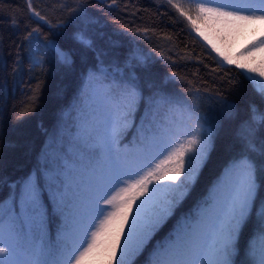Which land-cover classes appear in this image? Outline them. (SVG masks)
Returning a JSON list of instances; mask_svg holds the SVG:
<instances>
[{"label":"snow or ice","instance_id":"6c2138e0","mask_svg":"<svg viewBox=\"0 0 264 264\" xmlns=\"http://www.w3.org/2000/svg\"><path fill=\"white\" fill-rule=\"evenodd\" d=\"M26 2L30 15L50 30L67 27ZM168 3L222 57V66L241 69L264 101V0H194L195 16L178 2ZM71 13L81 26L72 39L95 50L87 28L94 21L83 0ZM206 26L250 27L260 38L235 58L217 46ZM60 35L50 37L40 27L27 32L34 66L49 57L73 62L58 43ZM104 56L97 53L75 116L68 113L53 133L42 162L15 179L0 171V193L7 189L0 199V264H135L146 251V264H264V110L253 105L249 117L236 123L233 154L207 195L178 214L224 120H236L235 105L217 93L223 118L213 119L201 110L199 89L190 92V101L170 93L141 53L130 52L123 65ZM27 115L25 109L16 118ZM129 131L132 139L125 142Z\"/></svg>","mask_w":264,"mask_h":264},{"label":"trees","instance_id":"16d2710c","mask_svg":"<svg viewBox=\"0 0 264 264\" xmlns=\"http://www.w3.org/2000/svg\"><path fill=\"white\" fill-rule=\"evenodd\" d=\"M173 2L191 9L195 16L194 0ZM83 3L94 21L87 28L95 50L84 48L72 39L73 33L81 27L73 20L76 13L70 15L76 0H32L36 11L54 24L67 22L62 30H50L43 21L38 22L30 15L26 0H0V171L15 179L42 162L53 133L58 131L68 113L75 116L73 107L88 72L97 64L98 52L106 53L102 59L123 65L128 54L137 51L148 59L153 78L163 81L170 93L190 101V92L199 89L201 110L213 119L223 118L217 93L235 105L238 112L235 121L224 120L208 160L178 214L194 209L233 154L236 123L249 117L253 105L264 110V101L238 67L222 66L221 58L196 36L168 0H116L115 4L112 0H83ZM35 27H40L50 37L62 32L58 43L72 53L73 62L66 65L49 57L42 67L34 66L29 60L25 37ZM172 73H176L177 78H172ZM25 109L28 115L17 120ZM132 135L129 131L125 142L131 140ZM6 195L7 189L0 193V199ZM260 196L264 198V190ZM56 225L57 220L53 218V233ZM169 227L157 238L166 235ZM251 229L250 223L242 234V246ZM146 260L147 251L135 264H146Z\"/></svg>","mask_w":264,"mask_h":264},{"label":"rangeland","instance_id":"374dc122","mask_svg":"<svg viewBox=\"0 0 264 264\" xmlns=\"http://www.w3.org/2000/svg\"><path fill=\"white\" fill-rule=\"evenodd\" d=\"M205 31L208 32L209 35L213 36L217 46L220 47L221 50L227 52L228 54L232 55L235 58H240V53L245 52L247 48L251 46V42L258 41L260 38L259 31L253 33L250 27H244V26H241L236 29H226V30L217 29L215 26H211V27L206 26ZM218 33L220 35H218ZM195 34L198 36L199 39H201L198 33L195 32ZM203 42L207 45L205 41ZM207 46L210 49H212L210 45ZM216 54L218 55V53ZM220 58L222 61V57ZM224 64L229 65L226 62H224ZM99 264H103V262H99Z\"/></svg>","mask_w":264,"mask_h":264},{"label":"bare ground","instance_id":"6f19581e","mask_svg":"<svg viewBox=\"0 0 264 264\" xmlns=\"http://www.w3.org/2000/svg\"><path fill=\"white\" fill-rule=\"evenodd\" d=\"M200 37V36H199ZM201 39L203 40V38L201 37ZM204 41V40H203ZM206 42V41H205ZM207 43V42H206Z\"/></svg>","mask_w":264,"mask_h":264}]
</instances>
